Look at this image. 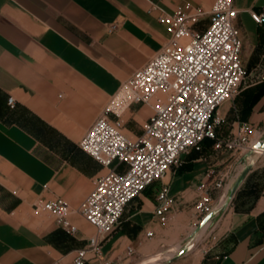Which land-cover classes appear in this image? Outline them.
Returning a JSON list of instances; mask_svg holds the SVG:
<instances>
[{"label":"crops","instance_id":"crops-1","mask_svg":"<svg viewBox=\"0 0 264 264\" xmlns=\"http://www.w3.org/2000/svg\"><path fill=\"white\" fill-rule=\"evenodd\" d=\"M154 2L168 14L186 2L210 13L215 0H0V264H69L94 234V227L74 214L79 230L68 235L35 203L63 198L77 208L95 179L107 172L80 148V141L122 83L169 41ZM235 6L248 76L233 115L258 124L264 121V26L251 12H263L264 0H235ZM208 21L204 16L200 26ZM9 97H14L15 108L9 107ZM229 111L220 109L228 121ZM151 112L148 105L131 106L124 116L125 133L140 135ZM212 149L213 142L191 160L192 168L179 175L180 188L174 190V177L169 179L173 193L189 203V210L168 225L171 230L177 224L179 235L199 231L191 206L197 187L210 165L229 157ZM259 168L254 165L241 183L234 207L216 211L201 231L214 228L216 239L194 253L192 264H264V188L257 189L264 176ZM138 198L143 204L134 208ZM138 198L105 239V255L122 256L131 244L138 255L148 256L152 246L145 230H153V239L167 231L154 218L151 194ZM197 246L195 239L186 244L192 254Z\"/></svg>","mask_w":264,"mask_h":264},{"label":"built area","instance_id":"built-area-1","mask_svg":"<svg viewBox=\"0 0 264 264\" xmlns=\"http://www.w3.org/2000/svg\"><path fill=\"white\" fill-rule=\"evenodd\" d=\"M152 9L161 12L158 20L166 26L169 41L122 83L80 141V148L107 172L95 179L94 188L77 208L63 198H41L35 203L68 235L76 236L79 230L72 221L74 214L94 227V234L76 250L69 264L132 263L137 255L133 245H126L122 256L112 258L103 252L105 239L119 226L126 207L156 182L161 183L155 195L154 218L161 225L170 223L183 198L173 193L171 182L165 183L164 178L169 169L182 165L186 154L201 151L205 140L213 142L214 151L229 157L210 165L197 187L196 229L208 214L234 199L229 188L246 166L256 165L243 158L253 150L254 155L264 157V148L257 146L264 143V121H237L227 137L223 132L229 121L220 109L240 94L248 76L241 61L243 42L235 24L239 15L235 0H215L210 13L189 2L170 14L157 2ZM206 15L208 25L201 27ZM251 16L264 26V11L251 12ZM115 28L113 25L109 32ZM8 105L15 108L14 97L8 98ZM133 105H148L152 112L142 133L129 137L124 116ZM204 227L198 231L196 244L216 239L214 228L201 233ZM144 237L152 240L153 230H147Z\"/></svg>","mask_w":264,"mask_h":264},{"label":"rangeland","instance_id":"rangeland-1","mask_svg":"<svg viewBox=\"0 0 264 264\" xmlns=\"http://www.w3.org/2000/svg\"><path fill=\"white\" fill-rule=\"evenodd\" d=\"M246 81H247V77L243 81V84L241 86V90H242V88H243V86H244ZM240 93H241V91H240ZM239 95L235 96L232 100L228 101L227 103H225L221 107V110H223V111L226 110V109H230V111L228 112V117H229V122L231 123V125L229 124L228 126L223 128V132H224V135L226 137L229 135V133L232 132V129H233L232 124H233V122L241 121V119H239L238 116H236V115L234 116L233 115L234 103L236 102V99H237V97ZM212 151H214V149H212ZM217 153H220V152H217ZM190 155H191V152L184 156L182 165H180L179 167L175 168L173 171H172V169H169L168 172H167L168 179H167L166 182H169V179L174 177V181L172 183V186H173L174 190H176V189H178V188H180L182 186V180L181 179L179 180V178H180L179 175L182 174L183 172H181L180 170H181L182 166L186 163L187 157L190 156ZM248 161L249 162H256V165H259L261 167V168L258 169L257 173H259L260 177L261 176L263 177L264 176V157L255 155L253 160H247V162ZM187 178H186V180H187ZM263 180L264 179L260 180L261 183H260L259 186H257V189H259V188L263 189L264 188V186L262 185L263 184ZM160 183L161 182H156L154 185L150 186L149 188H147L146 190L143 191V195H147L148 196V194H151V198L153 200V204H155V202H156L155 201V195H156V191L160 187ZM183 199H181V202H179V208L177 209V211L174 214L173 218L177 214H180V213L186 212V210H189V208H188L189 207V203L183 202L184 201ZM195 201H194L193 204H191V206H193L194 210H195ZM237 202H238V196H235V198L232 200V202L229 205H226L223 208V211L224 210L228 211L229 209L234 207V204L237 203ZM135 203L136 204H135L134 208H137V207L141 208V206L143 204L141 198H138L135 201ZM124 218L125 217L123 215V217L121 218L120 224H119V226H117V228L121 226ZM173 218L170 221L171 224L176 222V220L173 219ZM170 223H168L167 225L162 226V229H167V231H165L163 237H161V238L157 237V238H155V239H153V240H151L149 242V245L152 246L151 253H148L149 254L148 256L147 255H138L137 254L135 259L130 264H144V261L147 258H150V257H152L154 255H158L160 253H162L161 259L156 261V262H154L153 264H192V257H194V253H196L199 248L201 249L203 247V245H205L206 243L204 242L201 245L199 243L198 246L196 247L197 249H195V252H193V254L191 253L192 251H189V253L186 254L185 256L177 258V255L179 253V250H178L179 246H182V249H184L186 247L187 243L193 242V240L196 239V235H197L198 231L195 230L194 232H192L191 235L186 234V231H185V232H183L182 235H179L180 229L177 226V224L174 226L173 229L170 230L168 228L171 225ZM146 231H147V229L145 230V232ZM172 248H176V249H174L173 251H170ZM169 253H172V255L171 256H167Z\"/></svg>","mask_w":264,"mask_h":264},{"label":"water","instance_id":"water-1","mask_svg":"<svg viewBox=\"0 0 264 264\" xmlns=\"http://www.w3.org/2000/svg\"><path fill=\"white\" fill-rule=\"evenodd\" d=\"M258 147H263L264 148V143H259L257 145ZM256 153V150H253L251 152L248 153V156L252 155ZM253 166L252 165H248L246 166L242 173L240 174V176L237 178L232 190H231V193H230V197L232 198L235 193L237 192L238 188L240 187L241 183L244 181V179L246 178V176L248 175V173L252 170ZM214 213H210L208 214L203 220L202 222L200 223L199 225V229L203 228L204 226H206L209 222H211V220L214 218ZM190 251V248L189 247H185L184 249H182L181 251H179L178 255H177V258L178 257H183L185 256L186 254H188Z\"/></svg>","mask_w":264,"mask_h":264},{"label":"trees","instance_id":"trees-1","mask_svg":"<svg viewBox=\"0 0 264 264\" xmlns=\"http://www.w3.org/2000/svg\"><path fill=\"white\" fill-rule=\"evenodd\" d=\"M212 143L211 140H205L202 144V150L201 151H197V150H192L191 151V155L187 157V162L182 166L181 168V172H184L186 170H189L192 168V163H191V160L194 159V158H197L199 157L200 155H202L206 150H207V147L208 145Z\"/></svg>","mask_w":264,"mask_h":264},{"label":"bare ground","instance_id":"bare-ground-1","mask_svg":"<svg viewBox=\"0 0 264 264\" xmlns=\"http://www.w3.org/2000/svg\"><path fill=\"white\" fill-rule=\"evenodd\" d=\"M174 249L176 248H172L170 251H173ZM161 255L162 253L158 254V255H154L150 258H147L145 261H144V264H153L154 262L158 261L161 259ZM172 253H169L167 256H171Z\"/></svg>","mask_w":264,"mask_h":264}]
</instances>
